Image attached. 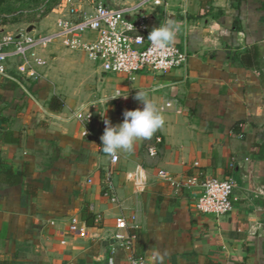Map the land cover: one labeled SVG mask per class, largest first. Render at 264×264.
I'll return each instance as SVG.
<instances>
[{
  "label": "crops",
  "instance_id": "0c3cea01",
  "mask_svg": "<svg viewBox=\"0 0 264 264\" xmlns=\"http://www.w3.org/2000/svg\"><path fill=\"white\" fill-rule=\"evenodd\" d=\"M164 1L150 26H173L171 43L187 51L186 64L165 74L104 73L59 42L37 48L30 64L9 60L0 76V264H264V0ZM138 91L164 124L112 164L104 119L116 125L142 109ZM109 169L116 201L104 194ZM159 170L234 179L232 209L198 212L199 190ZM119 215L135 235L126 245L114 237ZM73 217L84 235L67 233Z\"/></svg>",
  "mask_w": 264,
  "mask_h": 264
},
{
  "label": "built area",
  "instance_id": "2783aa9c",
  "mask_svg": "<svg viewBox=\"0 0 264 264\" xmlns=\"http://www.w3.org/2000/svg\"><path fill=\"white\" fill-rule=\"evenodd\" d=\"M165 5L164 0H137L131 3L112 4L107 0H62L55 8L53 26L46 32L32 28L0 31V76H7L11 58H21L29 63V58L37 48L59 42L72 52H82L96 61L104 73H120L134 79L142 70L154 74H165L183 66L187 61L185 47L170 43L158 48L148 38L150 31L161 25L150 26L151 12ZM30 76L38 77L30 66ZM161 139L156 138L159 143ZM150 155H155L157 146L148 147ZM110 161H118L117 153L110 155ZM110 169L106 174L107 189L104 191L113 201L117 200L111 186ZM158 176L187 189L197 188L195 208L200 213L221 215L232 209V191L236 182L232 178L218 179L213 176L191 174L176 180L164 170ZM115 239L128 244L134 234H124L127 219L119 215L115 219ZM86 223L77 217L70 219L67 233L84 235ZM129 264H160L155 260L133 257Z\"/></svg>",
  "mask_w": 264,
  "mask_h": 264
},
{
  "label": "clouds",
  "instance_id": "9594fccd",
  "mask_svg": "<svg viewBox=\"0 0 264 264\" xmlns=\"http://www.w3.org/2000/svg\"><path fill=\"white\" fill-rule=\"evenodd\" d=\"M176 29L168 24L153 28L148 38L154 46L164 48L175 38ZM119 94L109 96L116 98ZM143 104L142 109L125 110L123 122L112 125L108 119H104L105 129L100 137L102 150L104 153L112 155L120 150L130 151L135 140L139 138L148 139L158 131L164 124L162 115L156 105L147 97L144 92L138 91L134 97ZM160 260V253L156 254Z\"/></svg>",
  "mask_w": 264,
  "mask_h": 264
},
{
  "label": "rangeland",
  "instance_id": "374dc122",
  "mask_svg": "<svg viewBox=\"0 0 264 264\" xmlns=\"http://www.w3.org/2000/svg\"><path fill=\"white\" fill-rule=\"evenodd\" d=\"M107 1L117 5L137 0ZM61 2L62 0H0V31H12L32 25L38 32H46L52 28L56 18L55 8ZM64 64L61 60L54 63L56 68Z\"/></svg>",
  "mask_w": 264,
  "mask_h": 264
},
{
  "label": "trees",
  "instance_id": "16d2710c",
  "mask_svg": "<svg viewBox=\"0 0 264 264\" xmlns=\"http://www.w3.org/2000/svg\"><path fill=\"white\" fill-rule=\"evenodd\" d=\"M82 218L86 221L88 224H93V216L88 212V209L86 206L82 209Z\"/></svg>",
  "mask_w": 264,
  "mask_h": 264
},
{
  "label": "water",
  "instance_id": "95a60500",
  "mask_svg": "<svg viewBox=\"0 0 264 264\" xmlns=\"http://www.w3.org/2000/svg\"><path fill=\"white\" fill-rule=\"evenodd\" d=\"M33 28L32 25H30L29 27H27V30L30 31Z\"/></svg>",
  "mask_w": 264,
  "mask_h": 264
}]
</instances>
